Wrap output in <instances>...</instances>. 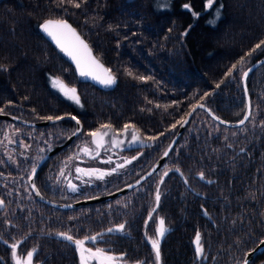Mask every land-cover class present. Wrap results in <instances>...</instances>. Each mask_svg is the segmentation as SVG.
I'll return each instance as SVG.
<instances>
[{
    "label": "trees",
    "instance_id": "16d2710c",
    "mask_svg": "<svg viewBox=\"0 0 264 264\" xmlns=\"http://www.w3.org/2000/svg\"><path fill=\"white\" fill-rule=\"evenodd\" d=\"M75 3L80 7L67 0H0L1 113L28 122L75 116L83 125L73 143L36 173L44 197L69 204L132 184L158 161L197 104L226 121L237 122L246 113L242 76L264 56V45L252 52L264 40V0H214L211 8L206 0H168L164 7L158 0ZM50 18L66 19L78 29L118 78L114 89L77 76L39 29ZM52 76L75 88L80 103L52 88ZM247 80L246 124L227 127L196 110L152 176L112 200L79 208L45 204L29 187L38 161L75 132V121L31 127L0 118V264H15L13 244L22 260L34 253L32 264H80L76 246L59 233L75 239L102 233L86 247L122 257L117 264H157L149 237L156 238L160 219L167 229L160 239L161 264H242L264 239V64ZM126 124L147 144L95 158L80 151L88 133L101 125L120 134ZM77 167L112 174L97 179L77 173ZM120 224L123 231H107ZM249 264H264V252Z\"/></svg>",
    "mask_w": 264,
    "mask_h": 264
},
{
    "label": "snow or ice",
    "instance_id": "6c2138e0",
    "mask_svg": "<svg viewBox=\"0 0 264 264\" xmlns=\"http://www.w3.org/2000/svg\"><path fill=\"white\" fill-rule=\"evenodd\" d=\"M61 3L64 2V0H60ZM68 3L73 4L75 7H80L79 3H75V0H67ZM214 3V0H206V8H211ZM185 8H189V5H184ZM195 15V13H194ZM218 15V12H217ZM41 29L46 33L47 36H49L56 45L60 48L62 52H64L67 56H69L74 63L76 64V69L79 72L80 76L82 77H91L93 80L98 81L99 83L103 84L104 86H111L113 85L116 80L115 77L112 75V72L110 69L106 68L95 56L92 54V50L89 48V46L84 42L83 39H81L80 35L76 32L74 28L70 24L67 23L65 20H47L42 25H40ZM264 45V40H262L259 44L255 46V48L252 49V52H255L257 49H260L261 46ZM251 53H249L250 55ZM243 62V58L240 61ZM233 69L236 68V65L232 66ZM128 75H132L131 72L128 73ZM231 75V72L229 73ZM245 76L247 73L244 74ZM138 79L144 80L145 77H137ZM52 86L54 88H57L59 91H61L68 99L73 100L76 104L80 103V99L76 94L75 88H68L64 82L59 78H55L52 80ZM219 87V85H217ZM200 107H204L203 105H199ZM2 112V110H0ZM191 115V113H189ZM247 118V117H246ZM44 119L47 120H61L64 119V117L57 116L55 118L48 116ZM72 120H75L77 125L80 124V121L77 120L75 116L71 117ZM223 123V121H221ZM186 123V121L181 122V124ZM243 123V121H241ZM175 127V125H173ZM111 125H101V129H110ZM129 128V125L124 126V131H127ZM80 129L78 128L75 132L72 133V135H77ZM93 139L92 143L96 146L97 149L103 147L104 145V137L108 135L107 131H101L100 129L88 133ZM132 139L133 141L138 140V136L135 131L132 133ZM113 144L118 145L120 141L113 138ZM81 152H83L86 155H91L92 149H90L87 145L83 146L80 149ZM168 153L165 152V156ZM96 155H99V152L96 153ZM95 158V157H93ZM73 159V157H69V160ZM135 159V157H133ZM110 162V160L108 161ZM126 163H131L130 160L126 161ZM122 167V165L120 166ZM113 172L115 169L112 170ZM179 171V169H177ZM35 172V169H33V173ZM77 173H83L85 175H96L97 179H103L106 175H111V172H103L99 169H82L77 167L76 168ZM63 170L61 171V175H63ZM167 175V172L165 173ZM201 179H203V173L200 174ZM69 187L72 191H76L77 188L75 185L69 183ZM156 202L159 203L160 200V194L159 191H157L156 194ZM2 201H0V205H2ZM155 211V209H153ZM149 219H151V215L149 216ZM147 223V222H146ZM164 220H159V226L156 229V238L149 237L150 243L152 245V249L155 252V258L156 261H160V239L163 238L165 235V232L167 229L164 226ZM125 228L124 224L117 225L116 228H109L107 231L109 233L113 231H123ZM60 236H62L64 239L69 241L70 243L74 244L76 246V251L79 253L80 257V264H93V261H95V264H117L118 259H122V257L118 258L114 255L109 254V251L100 248L95 247L93 249L92 247H86V244L91 241L92 244H95L98 240V238H101L103 236L102 233H98L96 236L91 237H85L84 239H75L73 236L67 234V233H59ZM262 244H264V241H261ZM194 244L196 246V253L197 255L202 254V246H201V235L199 232L196 233ZM12 255L15 260V264H32V258H33V252L30 251L27 253V257L25 259H21L17 257V245L13 244L12 246ZM139 264H143V262H139ZM244 264H248V261L245 260Z\"/></svg>",
    "mask_w": 264,
    "mask_h": 264
},
{
    "label": "water",
    "instance_id": "95a60500",
    "mask_svg": "<svg viewBox=\"0 0 264 264\" xmlns=\"http://www.w3.org/2000/svg\"><path fill=\"white\" fill-rule=\"evenodd\" d=\"M47 20H60V19H55V18H50V19H46L44 21H42L40 23V25H42L45 21ZM61 20H65L67 21L68 24H70L72 26V28H74L76 30V32L80 35L81 39L84 40V42L89 46V48L92 50V54L93 56H95L106 68L109 69V67L107 65H105L100 59L99 57L94 54V51L90 45V43L87 42V40L85 39V37L79 33L78 29L71 23L69 22L68 20L66 19H61ZM39 29L41 31L42 34H44L45 38L48 40V42L52 45H54V47L60 52L61 55H64V57L66 58V60L68 61V63L73 66V68L75 69L76 73H77V76H79V78L81 80H83L84 82H89L91 83L92 85L94 86H98L99 88L103 89V90H107V89H114L116 86H117V82H118V78L116 77V75H114L112 73V75L115 77V80L116 82L111 85V86H104L103 84L99 83L98 81L96 80H93L91 77H82L80 76L79 72L77 71L76 69V64L74 63V61L69 57L67 56L64 52H62L60 50V48L56 45V43L49 37L46 35V33L41 29V27L39 26ZM264 64V56L259 59L257 62L253 63L252 65H250L249 67H247V70L244 72L247 73V75L245 76L243 74L242 76V80H243V87H244V91L246 92V102H247V106H246V110H245V114L244 116L237 122H232V121H226L224 119H222L221 117H219L218 115L214 114L207 106H205L204 104H197L195 105L194 108H192L190 110L189 113H191V115H189V113L187 114V116L185 117L184 121H186V123H183V124H180V127L178 129V131L176 132V134L174 135V139L170 142V144L165 148V151L164 153L158 158V161L154 163V165L146 172L143 174V176H141L139 179L133 181L132 184H129V185H126L124 187H122L121 189L119 190H116V191H113L112 193H109V194H106V195H101V196H96V197H90L89 199H82V200H79L77 202H73V203H60V202H55V201H52L51 199L49 198H46L44 197L41 192L39 191V188L36 187V184H35V175L36 173L39 171V169L45 164V162L47 160H49L52 156L56 155V153L58 151H60L61 149L65 148L66 146H69L70 144L73 143V140L77 137V135H79L83 130V125L81 123V121L77 118V120L80 121V124L77 125L76 121V130L79 128L80 131L78 132L77 135H71L69 137L66 138V140L63 142V143H60V144H55L54 146L50 147L46 152H45V155L38 161V163L36 164V167H35V172L33 173V171L31 172L30 174V179H29V187H31L32 189V192L35 196V198H38L40 201L44 202L45 204H49L55 208H61V209H69V208H79L80 206H86V205H90V204H94V203H97V202H100L101 200H112V198H115V197H118L120 195H123L124 193L132 190L133 188L141 185L145 179H147L148 177L152 176L154 174V172H156L157 169H159L162 164L166 161V158L168 157V155L171 153V151L174 149L175 147V144L177 143L178 139L180 138V136L182 135V133L185 131V128L187 127L186 125L190 122V120L192 119V117L194 116L193 114L195 113L196 110L198 109H203L205 111H207L216 121H218L220 124H223L225 126H230V127H239V126H242L244 124H246L247 120L249 119V116L251 114V101H250V98H249V91H247V78L249 76V74H251L252 72H254L255 70H257L258 66ZM112 72V71H111ZM199 105H203L204 107H200ZM72 116H65V118H68V119H71ZM247 117V118H246ZM0 118H3V119H7V120H13V121H16V122H20V123H24V124H27L31 127L33 126H40V127H43L44 125H50V124H54L55 122H59L60 120H43V121H40V122H28V121H25L24 119H20V118H17L15 117L14 115H9V114H6V113H1L0 112ZM63 120V119H61ZM72 120V119H71ZM223 121V123L221 122ZM241 121H243V123H241ZM75 130V131H76ZM165 152H167L168 154L165 156ZM165 177V174L162 176V178L160 179V183H159V186L157 187V191H159V188L163 182V179ZM160 193V192H159ZM159 205V203L157 204L156 202V206H155V210L157 208V206ZM261 241H264L261 240ZM260 241V243L255 247V249L249 251L246 253V256H245V259L243 261L242 264H244L245 260L248 261V264L250 263L251 260H253L257 255H260L264 252V244H262ZM161 262V257H160V261L158 262V264H160Z\"/></svg>",
    "mask_w": 264,
    "mask_h": 264
},
{
    "label": "rangeland",
    "instance_id": "374dc122",
    "mask_svg": "<svg viewBox=\"0 0 264 264\" xmlns=\"http://www.w3.org/2000/svg\"><path fill=\"white\" fill-rule=\"evenodd\" d=\"M158 1L161 2L162 3V7H164L165 6L164 3H166L168 0H158ZM55 78H57V77L56 76H52L50 78V85H51L52 88H54L52 86V80L55 79ZM64 84H65V82H64ZM68 88H71V87H68ZM55 89L58 92H60V94H62L63 96H65L57 88H55ZM71 101L74 102L73 100H71ZM101 131H107L108 132V135L104 137V145H103V147H101L99 149H97L96 146L92 143V139L93 138L91 136L88 137V139L87 138H84V140L82 142V147L85 146V145H87L90 149H92L91 155H86V154L83 153V155L85 157H87V158L88 157H93V156L96 157V156H98V155H96L97 152H99V153L100 152H112V153H116V152L121 151L124 148H131L133 146H142L144 144H147V141L145 139L141 138L140 135H139V133L137 132V130H135L133 128L128 129L127 131H123L120 134L114 132L112 129H102ZM133 131L136 132V134H137V136L139 138L136 141H133V139H132V133H133ZM113 138H115L116 140L120 141V143L118 145L113 144V142H112L113 141ZM34 159H35V156L33 157V160ZM57 185H59V184L57 183ZM157 264H158V262H157ZM160 264H161V262H160Z\"/></svg>",
    "mask_w": 264,
    "mask_h": 264
}]
</instances>
